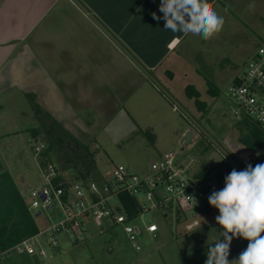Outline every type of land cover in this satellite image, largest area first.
<instances>
[{
    "label": "rangeland",
    "instance_id": "obj_1",
    "mask_svg": "<svg viewBox=\"0 0 264 264\" xmlns=\"http://www.w3.org/2000/svg\"><path fill=\"white\" fill-rule=\"evenodd\" d=\"M253 2L255 8L250 11L248 5ZM222 17L223 29L217 36L205 45L193 46V51L181 46V60L165 63L161 77L151 78L152 84L158 81L163 85L162 90L136 92L132 101L124 107L120 105V110L108 112L109 118L115 114L118 119L105 128L99 125L92 129L91 136L96 137L103 151L75 149L73 142H52L46 132L49 128L56 139L69 141L70 136L52 125L45 115H39L30 99L13 91L2 93L0 160L15 176L13 180L25 199L30 201L31 192L44 186L42 172L48 165L70 179L77 170L90 169L91 175L84 180L101 182L108 180L117 166L144 177L150 173L151 161L173 154L193 175L207 170V183L222 189L224 182L217 177L224 171L264 163V148L254 152L240 142L248 130L235 121V102L228 94L233 80L243 76L254 54L264 47V1L237 0ZM167 70L172 71L173 77L168 76ZM126 109L133 119L125 116ZM123 118L128 123L123 125ZM189 129L199 140L192 148L182 150L179 136ZM36 145L45 147L42 154L36 155ZM40 212L37 222L41 230L62 218L57 207ZM165 214L152 211L132 222L139 233V251L121 227L104 222L100 228L89 223L84 235L61 237L56 250L43 244L49 254L47 259L11 252L0 259V264H205L208 246L223 240L215 219L218 214L196 210L182 213L176 206ZM153 222L158 227L155 235L146 232ZM236 243L237 238H233L231 244Z\"/></svg>",
    "mask_w": 264,
    "mask_h": 264
},
{
    "label": "crops",
    "instance_id": "obj_2",
    "mask_svg": "<svg viewBox=\"0 0 264 264\" xmlns=\"http://www.w3.org/2000/svg\"><path fill=\"white\" fill-rule=\"evenodd\" d=\"M208 2L222 16L237 0ZM159 4L160 0H0V95L13 91L30 99L39 115L73 139L75 149L102 150L91 133L118 119L115 114L109 118L108 112L120 110L142 89L162 90L163 85L152 84L151 78L161 77L165 63L181 60V46L193 51V46L207 43L200 36L164 30V21L152 18L153 12L162 16ZM171 70L167 74L173 77ZM125 116L131 117L128 110ZM126 119L121 123H128ZM35 120L38 125L37 115ZM57 173L60 180L75 182L85 181L91 170H77L71 179ZM230 249L232 256L239 245L231 244Z\"/></svg>",
    "mask_w": 264,
    "mask_h": 264
},
{
    "label": "built area",
    "instance_id": "obj_3",
    "mask_svg": "<svg viewBox=\"0 0 264 264\" xmlns=\"http://www.w3.org/2000/svg\"><path fill=\"white\" fill-rule=\"evenodd\" d=\"M228 94L235 102V121L240 123L247 119L264 131V47L254 54L243 76L232 82ZM44 149L43 145H36V155L42 154ZM149 166L150 173L144 177L130 173L124 166H117L111 177L101 182L59 180L54 183L59 175L52 165H48L42 172L44 186L31 192L29 208L39 218L40 210L48 211L57 207L62 218L51 221L38 234L6 251L0 259L8 257L11 252L47 259L49 254L43 244L56 250L61 237H79L85 234L89 223L101 228L104 222L121 227L139 251V233L132 222L144 213L161 211L165 214L176 206L182 213L196 210L219 215L218 209L208 203V196L220 188L209 185L205 178L197 179L175 155L165 154ZM121 196L137 202L140 215L136 219H130ZM112 200H116V205L111 204ZM146 232L155 235L158 227L153 222L146 227ZM237 243L239 249L228 257L229 261L233 257L237 258L248 245V241L242 237L237 238Z\"/></svg>",
    "mask_w": 264,
    "mask_h": 264
},
{
    "label": "clouds",
    "instance_id": "obj_4",
    "mask_svg": "<svg viewBox=\"0 0 264 264\" xmlns=\"http://www.w3.org/2000/svg\"><path fill=\"white\" fill-rule=\"evenodd\" d=\"M254 8V2L248 5L250 11ZM159 12L162 16L153 12L152 18L163 20L164 30L200 36L205 41L217 36L224 25V18L208 0H160ZM208 203L218 209L215 219L223 240L208 246L205 264H264V163L232 169L224 177V187L208 196ZM240 237L248 241L247 248L229 261L231 242Z\"/></svg>",
    "mask_w": 264,
    "mask_h": 264
},
{
    "label": "trees",
    "instance_id": "obj_5",
    "mask_svg": "<svg viewBox=\"0 0 264 264\" xmlns=\"http://www.w3.org/2000/svg\"><path fill=\"white\" fill-rule=\"evenodd\" d=\"M195 103L196 105L200 104L198 99L195 100ZM240 123H243L248 130L247 135L240 138V142L254 152L263 149L264 131L247 119H244ZM46 132L48 135H51L52 142L57 141L60 145L66 143L72 144L73 142V139L70 137L69 141H64L63 138L56 139L51 128L47 129ZM230 172L231 170L229 169L218 175V181L224 182V177ZM207 175L208 171L204 169L197 173L195 177L203 179ZM59 180L60 178H56L54 183L59 182ZM121 200L130 219H136L140 215L137 202L126 196H121ZM37 219L29 208V201L22 195L13 177L4 168L0 160V256L20 242L38 234L40 226Z\"/></svg>",
    "mask_w": 264,
    "mask_h": 264
},
{
    "label": "water",
    "instance_id": "obj_6",
    "mask_svg": "<svg viewBox=\"0 0 264 264\" xmlns=\"http://www.w3.org/2000/svg\"><path fill=\"white\" fill-rule=\"evenodd\" d=\"M199 140V136L196 133L189 129L186 133L181 137L180 145L182 146V150L192 148L197 141ZM37 141H35V144Z\"/></svg>",
    "mask_w": 264,
    "mask_h": 264
}]
</instances>
